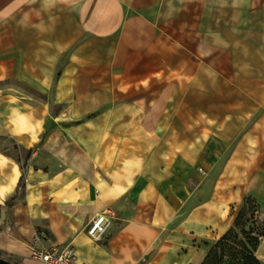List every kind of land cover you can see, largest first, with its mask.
<instances>
[{
	"label": "crops",
	"instance_id": "1",
	"mask_svg": "<svg viewBox=\"0 0 264 264\" xmlns=\"http://www.w3.org/2000/svg\"><path fill=\"white\" fill-rule=\"evenodd\" d=\"M247 201L264 0H0V258L41 233L78 264H202Z\"/></svg>",
	"mask_w": 264,
	"mask_h": 264
},
{
	"label": "rangeland",
	"instance_id": "2",
	"mask_svg": "<svg viewBox=\"0 0 264 264\" xmlns=\"http://www.w3.org/2000/svg\"><path fill=\"white\" fill-rule=\"evenodd\" d=\"M263 233L264 213L253 201H247L226 239L213 246L206 264H264L255 257Z\"/></svg>",
	"mask_w": 264,
	"mask_h": 264
},
{
	"label": "built area",
	"instance_id": "3",
	"mask_svg": "<svg viewBox=\"0 0 264 264\" xmlns=\"http://www.w3.org/2000/svg\"><path fill=\"white\" fill-rule=\"evenodd\" d=\"M109 212L98 214L89 221L86 232L89 236L98 238L110 225ZM30 258L34 264H78L74 246L71 243H56L44 234H37L31 246Z\"/></svg>",
	"mask_w": 264,
	"mask_h": 264
},
{
	"label": "trees",
	"instance_id": "4",
	"mask_svg": "<svg viewBox=\"0 0 264 264\" xmlns=\"http://www.w3.org/2000/svg\"><path fill=\"white\" fill-rule=\"evenodd\" d=\"M229 232V231H228ZM228 232H226L217 242H216V244L215 245H218V243H220L221 241H224L225 239H226V236L228 235ZM264 234V233H263ZM262 234V235H263ZM261 235V236H262ZM259 241V240H258ZM258 243V242H257ZM214 246V245H213ZM213 248V247H212ZM211 248V250L209 251V254L207 255V257H206V259H205V261L202 263V264H206L207 263V260H208V258H209V256H210V254H211V252H212V249ZM256 248V247H255ZM256 257V256H255ZM257 258V257H256Z\"/></svg>",
	"mask_w": 264,
	"mask_h": 264
},
{
	"label": "water",
	"instance_id": "5",
	"mask_svg": "<svg viewBox=\"0 0 264 264\" xmlns=\"http://www.w3.org/2000/svg\"><path fill=\"white\" fill-rule=\"evenodd\" d=\"M0 264H16V263L0 258Z\"/></svg>",
	"mask_w": 264,
	"mask_h": 264
}]
</instances>
